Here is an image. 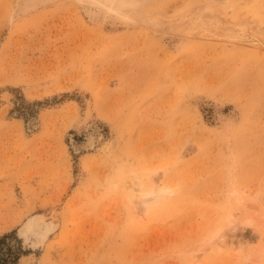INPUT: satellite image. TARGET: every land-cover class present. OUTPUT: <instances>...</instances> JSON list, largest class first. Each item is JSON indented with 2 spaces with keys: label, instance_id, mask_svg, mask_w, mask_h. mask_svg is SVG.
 I'll return each instance as SVG.
<instances>
[{
  "label": "rangeland",
  "instance_id": "obj_1",
  "mask_svg": "<svg viewBox=\"0 0 264 264\" xmlns=\"http://www.w3.org/2000/svg\"><path fill=\"white\" fill-rule=\"evenodd\" d=\"M23 1L0 0L18 264H264V0ZM32 219L56 228L25 241Z\"/></svg>",
  "mask_w": 264,
  "mask_h": 264
},
{
  "label": "bare ground",
  "instance_id": "obj_2",
  "mask_svg": "<svg viewBox=\"0 0 264 264\" xmlns=\"http://www.w3.org/2000/svg\"><path fill=\"white\" fill-rule=\"evenodd\" d=\"M33 1L34 0H24L23 6L21 9H23V8L27 9V8L32 7ZM86 1L88 3H90V5L92 4V5L97 6L99 8L111 11V12L115 13L116 15L117 14L128 15L129 13H133V11H135L138 8V6L135 5V3L132 2V0H85V2ZM93 144H94L93 138L89 137L88 139H86V141L83 144L75 147V150L79 149V148H81V150H87V149L89 150L93 147ZM133 185H135V184L133 183ZM168 189L169 188H163V187L151 189L147 193V196L149 195L150 199H148V200L143 199V200L139 201L140 202L139 204L146 206L149 203L158 202L159 199H161L165 196H170L173 191H169ZM54 227H50L48 225H42V223L39 222L37 219H32L22 228L23 238L25 239V241H27V239H29L32 235H36V234L45 235V234H48L50 232L52 233ZM219 233L212 240V241H214V243L216 242V244L224 243L223 236H220ZM24 244H25V242H24ZM35 246H36V244H35Z\"/></svg>",
  "mask_w": 264,
  "mask_h": 264
},
{
  "label": "trees",
  "instance_id": "obj_3",
  "mask_svg": "<svg viewBox=\"0 0 264 264\" xmlns=\"http://www.w3.org/2000/svg\"><path fill=\"white\" fill-rule=\"evenodd\" d=\"M11 241H14L15 244L10 245ZM26 253L21 249L20 241L16 237V230L0 236V264H18L19 257Z\"/></svg>",
  "mask_w": 264,
  "mask_h": 264
}]
</instances>
